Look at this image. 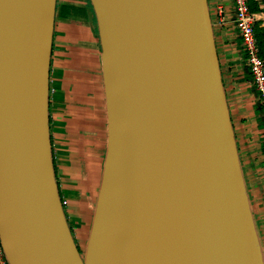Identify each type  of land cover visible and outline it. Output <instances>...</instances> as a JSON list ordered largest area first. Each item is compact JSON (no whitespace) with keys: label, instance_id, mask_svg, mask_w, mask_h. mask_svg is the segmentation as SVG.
<instances>
[{"label":"water","instance_id":"95a60500","mask_svg":"<svg viewBox=\"0 0 264 264\" xmlns=\"http://www.w3.org/2000/svg\"><path fill=\"white\" fill-rule=\"evenodd\" d=\"M41 2L0 0V235L9 264H84L43 159L47 149L52 170L46 93L56 0L44 139L29 98L46 17ZM90 2L102 47L109 143L86 264L130 262L149 224L134 189L172 167L187 176L213 264H236V242L246 264H256L208 0Z\"/></svg>","mask_w":264,"mask_h":264},{"label":"crops","instance_id":"0c3cea01","mask_svg":"<svg viewBox=\"0 0 264 264\" xmlns=\"http://www.w3.org/2000/svg\"><path fill=\"white\" fill-rule=\"evenodd\" d=\"M82 1L56 0L53 38L57 41L65 38L64 53L68 57L65 72L70 71L72 75L73 71H79L87 75L94 83L91 85L94 98H85L90 89L88 80L75 84L66 79L63 81L60 78L62 66H58L57 76L49 83L48 133L56 188L61 203L68 202L62 206L64 217L75 244L87 255L99 223L109 143V114L97 19L90 0ZM249 6L255 16V34L264 32V0H249ZM220 8L225 12V26L219 23ZM208 9L256 242L264 253L263 111L242 41L232 23L233 0H208ZM58 61L63 62L62 58ZM77 95H80L79 99ZM74 103L81 106L80 110ZM88 112L93 114L88 115ZM89 133L92 138H86L85 144L84 134Z\"/></svg>","mask_w":264,"mask_h":264},{"label":"bare ground","instance_id":"6f19581e","mask_svg":"<svg viewBox=\"0 0 264 264\" xmlns=\"http://www.w3.org/2000/svg\"><path fill=\"white\" fill-rule=\"evenodd\" d=\"M39 10L46 17L36 75L28 87L33 91L29 95L33 102L32 114L37 129L42 132L39 138L44 139V72L52 31L53 0H42ZM134 192L149 224L140 234L142 244L128 264H213L203 231L204 218L182 168L172 167L151 179H142ZM235 253L236 264H246L238 242Z\"/></svg>","mask_w":264,"mask_h":264},{"label":"built area","instance_id":"2783aa9c","mask_svg":"<svg viewBox=\"0 0 264 264\" xmlns=\"http://www.w3.org/2000/svg\"><path fill=\"white\" fill-rule=\"evenodd\" d=\"M219 23L225 26V12L219 9ZM232 23L242 41V49L252 77V82L257 89L264 116V60L260 55V48L255 34V16L250 10L249 0H233ZM62 206L67 205L63 201ZM0 264H9L0 235Z\"/></svg>","mask_w":264,"mask_h":264},{"label":"rangeland","instance_id":"374dc122","mask_svg":"<svg viewBox=\"0 0 264 264\" xmlns=\"http://www.w3.org/2000/svg\"><path fill=\"white\" fill-rule=\"evenodd\" d=\"M69 1H72L74 3L84 2L82 0H69ZM86 1H88V0H86ZM58 7H59V4H58ZM66 21H68V20H66ZM65 45H66L65 38H63V40H58V41L57 40H54V38H53V31H52V39H51V46H50V53H49L50 56H49L48 69H47V74H48V81H47V84L48 85H47V93H46V100H47V102H46V104H47V113L46 114H47V119H48V117H49V115L51 113V110H50V104H51L50 100H51V97L49 98V89H48V86H49V83H50L51 78L53 79L54 77L57 76V73L55 71L58 70L57 68L60 65L62 66V71H61L62 72V76L60 78H62L63 81L66 79L67 82L72 81L73 84H75V83H78L81 80L82 81L88 80L87 81L88 82V85L87 86H89L90 89L87 92V94L90 95V96L87 95V96H85V98H89V99L92 98V97L94 98L93 93H91V92H93L91 85L93 86L94 83H91L92 81L89 80L90 78L87 75H85L84 73H80L79 71H73L74 73H72V75L70 74V71H69V73L68 72H65V67H66L65 63L68 62L67 61L68 60V57H67L66 53H64L65 52L64 51ZM64 54L66 55V57H65ZM59 58H62V60H63L62 63H59V61H58ZM65 75H68V76L71 75V76L68 77V76H65ZM76 89L77 88H75V90ZM79 96L80 95H77V98L78 99L80 98ZM75 104L76 103H74L73 105H75ZM75 106L77 107V109L80 110V108H81L80 105L79 106L75 105ZM75 106H73V107H75ZM73 110H75V109H73ZM80 114L82 115V113H80ZM89 114H93V113L92 112H88V115ZM91 135H90V133L88 135L84 134V137H85L84 143L85 144H87L86 138L91 139L92 138ZM47 145H48V143H47ZM84 148H86V146H84ZM43 154H44L43 155L44 156L43 159H44V165H45V168H46V172L50 176H52L53 173H52V170L50 168V164L48 162L47 149H46V152L43 153ZM94 174H95V172H94ZM50 183H52V179H50ZM148 220H149V218H148ZM70 233L72 235V231L71 230H70ZM76 247H77V245H76ZM77 250H78V253L80 255V258H81L82 262L84 264H86V262H87L86 254L83 252V250L80 247L79 248L77 247ZM256 264H264V253L261 250H258V256H257Z\"/></svg>","mask_w":264,"mask_h":264},{"label":"trees","instance_id":"16d2710c","mask_svg":"<svg viewBox=\"0 0 264 264\" xmlns=\"http://www.w3.org/2000/svg\"><path fill=\"white\" fill-rule=\"evenodd\" d=\"M256 36L259 42L260 55L261 58L264 60V32L263 31H260V33L257 32Z\"/></svg>","mask_w":264,"mask_h":264}]
</instances>
